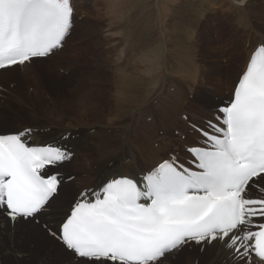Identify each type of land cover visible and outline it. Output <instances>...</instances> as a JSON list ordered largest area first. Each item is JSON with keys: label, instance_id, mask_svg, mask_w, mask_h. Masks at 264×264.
Returning <instances> with one entry per match:
<instances>
[{"label": "snow or ice", "instance_id": "obj_1", "mask_svg": "<svg viewBox=\"0 0 264 264\" xmlns=\"http://www.w3.org/2000/svg\"><path fill=\"white\" fill-rule=\"evenodd\" d=\"M73 17L72 0H0V69L54 54ZM207 128L187 148L189 165L172 156L106 178L45 228L78 264H165L186 245L215 241L234 264L264 261V42ZM72 155L36 142L31 128L0 132V214L38 222L62 182L52 169Z\"/></svg>", "mask_w": 264, "mask_h": 264}, {"label": "rangeland", "instance_id": "obj_2", "mask_svg": "<svg viewBox=\"0 0 264 264\" xmlns=\"http://www.w3.org/2000/svg\"><path fill=\"white\" fill-rule=\"evenodd\" d=\"M89 1L90 0H83L80 8H83V10L86 8V13L84 12L83 14V11L82 13H77V18L79 19V21L74 24L73 31L65 39L63 47L61 49H58L56 53L54 52L53 55L49 56L45 60L31 61V63H27L26 66H30L29 71L36 70L39 71V73L36 75V79L33 72H30V74L29 72L26 73L24 77L28 76L29 79L35 80L23 79L22 74L27 71V69L23 70L25 67H17L12 70L11 74L0 73V85H2L7 90L2 91V93L0 94V118L4 120V122L0 121V132L19 131V129L25 128H36V130L38 131L40 130L39 127L44 123L49 125L52 124L48 128L41 129V141L65 146L63 142L65 139L68 140L69 145L68 143L66 144L69 146L68 149L71 150L73 154L71 159L75 161L84 160L85 164L89 162L88 165H91L90 167L88 166L89 168L86 167L84 169L82 173L83 175H95L98 172L97 169L100 168L104 163H108L104 165V167L106 168L111 167V165L113 166L118 160L117 157L123 156V158L125 157L124 159H127L132 153L134 156H136L137 152L133 147L132 151L127 147L123 148L122 145L126 137L127 140L136 138V142L139 141L140 143V139L137 138L136 135L141 131L148 133V136H145L144 134H142V136L145 138V140L150 141V146H153L156 142L160 143L161 141H166V139L171 141L172 145L163 147L164 150L160 148L158 150L159 154H184L185 148L183 142L189 137L197 136V131L195 130L193 125L207 119L212 112H216L217 103L225 104L229 99L234 82L243 72V68L241 66L239 71H237L236 74L231 77V75L234 74V71L231 72V69L234 67V63L229 65V62L239 61L233 60L232 56L230 55H232V53L236 51V46H238L239 44H248L252 30L249 27L251 26L248 25L246 29L244 25L239 26L235 23L234 14H232L231 12L232 17H230L229 12L225 10L228 6L226 0H145L143 1V4L141 6L140 2H138L134 7H131L130 11H128L129 8L122 9V7L120 6L121 0H116L110 4L111 7H113V3V5L118 4L117 6H115L119 9L115 7H113L112 9L109 6L106 7V2H100L101 0H96L97 6L94 11H91L90 9L91 13L87 9V7L90 5ZM253 1L256 0H251V5L257 3L259 0L255 3H253ZM260 1L264 2V0ZM245 2L248 3V1L244 0L243 4ZM146 3H148V5H146ZM237 3L238 2H233V4ZM160 5H163L162 8ZM163 7L166 8L164 9ZM247 7H249V4ZM114 8L117 9L116 13L119 14L116 15V10ZM160 8L164 9L165 13L163 12V10L161 11ZM123 10H125L129 15L137 14L135 20L134 18L131 20L129 15L123 13ZM120 15L123 16L121 17ZM180 15L182 17H180ZM197 16L200 19H198ZM147 18H151L153 20L151 23L148 22L150 24V28L152 29L153 27L155 28L154 25L157 22L159 23V29L161 30V27H164L167 24L166 27H164L165 29L163 28L162 30V32L165 30V33L163 32L162 34L160 30V37L162 40L161 48L162 45L164 46V48L166 47L168 55L163 53L162 50L160 52V43L158 42L159 39L157 41L158 37L154 39V41L157 43V45H155V48H152L151 42H148L150 40H145L147 28H143L142 26V29L140 28V26L143 25L144 22L147 23ZM156 18L157 20H155ZM130 20L131 22H134L131 23ZM136 20H138L140 26L137 24ZM128 22H130L131 24ZM172 23L173 25H171ZM252 23L255 24V21H252ZM133 24L135 26H138L135 27ZM120 25L122 26V28ZM127 25H129V28L126 27ZM100 26H103L104 28H100ZM167 27L170 28V30L167 29ZM174 27L177 28V30L175 29L176 31H178V29L181 31H173ZM243 27L245 29H242ZM120 28L122 29L123 33H120ZM137 31L140 32V34ZM170 31L174 32V35ZM167 32L169 34L171 33L170 35H173L176 41ZM129 33L133 34V36ZM176 33L178 35H176ZM164 35H166V37L168 38H166ZM176 37L180 38L178 39L179 41H177ZM169 38L171 40L174 39V41H171L172 44L171 42H168V40H170ZM77 39L81 40L80 46L79 44H77L79 41ZM184 40L186 42H184ZM136 41L138 45L135 44ZM133 43L135 44V47H131L134 46ZM179 44H181V46ZM167 46H169L171 49ZM189 46H191L192 48ZM178 47H180L181 52ZM126 48L130 53H128ZM131 48H135L136 50L132 52L133 49L130 50ZM183 48L187 49V54L184 53L186 52V49L184 51ZM170 50H172L171 53H169ZM126 52L128 53L127 55ZM160 53L161 55H163L161 56V58H167L166 63L159 64L158 59L160 56L158 54ZM241 53L242 51L240 50L238 54L242 55ZM177 54L179 55V57H177ZM138 55L141 57H139ZM143 56L145 57L144 60L146 59V57L151 58L150 61H148L149 58L146 59V61L150 63L145 61L148 66L145 63H142L141 58L143 59ZM176 57L179 59L182 57L183 62H180L181 59H175ZM135 58H137V61H139L137 62ZM184 58L186 63L184 62ZM113 60H116L118 62L115 61V63H113ZM134 60L136 61V63L134 62ZM176 60L178 61L176 62ZM59 62H66L70 65L77 66H81L82 64L88 65L89 67L83 66L84 69H80L82 74L76 77V79H83V81H76V79L70 81L69 79L73 74L80 72L79 68H73V70L76 72H73V70H64V72L60 73V75L54 74L48 76L40 73V69L42 67L53 65ZM152 62L154 63L152 64ZM131 63H134L135 66ZM144 64L145 66H143ZM117 65H125L127 67L134 66V69L132 68L133 70H135V68L145 69V72L147 74L145 75L146 78H148L146 80L147 82L145 81L143 83H133L137 84L138 86H143L144 84L146 87L143 86L141 88L140 86L141 90H145V88L147 90V86L148 88L152 87L155 89L158 86L159 82H161V77L165 78L163 84L166 87V93H164L162 96L152 98V91L148 89L147 94H150V97H148L144 90L143 92L141 91L139 93L137 92V90L140 88L137 85L134 86L133 84H131V92L128 91L130 93L126 92L125 96L121 97L116 92L119 88L120 83L117 81V78H115L116 73H113L112 71V67ZM159 65H161V68ZM158 77L161 80L159 79L157 81ZM151 79L153 80L151 81ZM149 80L151 81V83L153 81H157L152 83V85L156 87L151 86V83L148 82ZM176 83L178 85H176ZM27 85H30V87H34L35 92H30L27 89ZM179 85H183V88ZM114 86H116L117 89ZM136 86L138 87L137 90L135 89ZM181 89H183V94L181 92ZM149 91H151V93ZM132 93L139 94H137L136 96L132 95ZM142 93H144L146 96L145 100H143L144 94ZM109 94L112 95L110 96ZM142 100L144 101V103ZM74 105H76V107H72ZM90 107L91 109L94 108V111L97 112V114H95V117H89H91L93 120L99 117H102V119L103 117H107V120L106 118L105 120L108 121L110 119L108 123L113 127H98L95 125V123L89 127H73L74 130L68 132L66 135L59 136V133H55L56 129L54 127H57L55 124L64 122L65 120H75V117H79L80 115L79 113H77V109L80 110L85 108L87 111L88 108L90 109ZM163 111L167 112L164 114ZM170 111H172L173 113L175 112V120L172 125L166 126L161 123V120H163V123H165L164 119H168L171 117L169 116ZM107 113L110 114L108 115ZM97 120H95V122L105 121L104 119L101 121ZM153 123L155 126L151 125ZM138 124H145L141 131L134 130L137 128ZM133 130L136 133L133 132ZM95 133L100 135H96ZM106 134L109 137H107ZM92 142L93 144H91ZM100 144L111 147V151L102 152L101 149V151L97 150L99 149L97 148V146ZM174 145L175 148L172 147ZM101 156L105 158L101 161H98L99 158H102ZM86 158H89V160H87ZM106 160L107 162H105ZM66 167L69 169L68 166ZM58 169L61 170L62 167H56L52 169V171ZM76 173L77 171H69L66 176L73 177ZM68 177L65 179V182L71 180L68 179ZM73 192L74 190H72V186L68 185L62 192L63 196L60 197L58 201L50 207V209L54 210L50 219L53 225V227H51L52 229L55 230L56 228L55 221L59 217V209L62 208L63 202L68 200L67 198L69 196H73ZM46 213L45 215H48ZM39 218L41 217H38V220ZM0 238H2V240L4 241L8 240L6 233H1ZM14 247L17 248V251L14 252L10 248V250L6 252V256H4V260L7 261L6 264H12V262L9 260L10 257L13 256L12 254L23 256L24 260L21 259V262L23 261V263L25 264H37L38 262L42 261L41 257L39 258L38 255L32 257L31 254L30 257H27V254L30 253H19L18 251L20 250V247ZM193 247V249L183 248L180 251V253L182 254L181 256H183V258H191V260L195 261L196 264H210L209 261L214 257V249L210 247L206 248L204 245H195ZM213 247L216 248L215 245H213ZM1 252L2 248H0V253ZM51 255L50 256L53 264L63 263V261H67L60 250H54ZM173 257L168 259L174 262V264H178L173 260ZM29 259L31 260L29 261ZM217 259L219 261H217ZM183 260H180V262H182ZM224 260L226 261V264H234L233 261L225 258H215V261L213 263L225 264L223 263ZM0 264H3V262L1 261ZM46 264L51 263L50 261H48ZM73 264H78V262L75 261L73 262Z\"/></svg>", "mask_w": 264, "mask_h": 264}, {"label": "bare ground", "instance_id": "obj_3", "mask_svg": "<svg viewBox=\"0 0 264 264\" xmlns=\"http://www.w3.org/2000/svg\"><path fill=\"white\" fill-rule=\"evenodd\" d=\"M106 2L107 3V5H106V7H110V8H112L113 9V7H115V8H117L116 6L118 5H113L112 4V6L113 7H111L110 6V4L112 3V2H114V1H116V0H101L100 2ZM143 1H145V0H121V4H120V6L122 7V9L123 8H129L128 9V11H130V9H131V7H134L138 2H140V6L143 4ZM168 1V0H167ZM166 1V2H167ZM175 1V0H174ZM227 1V8L225 9L226 11H228L229 12V14H230V17H232V14H234V18H235V23L237 24V25H239V26H242V25H244V27L247 29V27H248V25H250L251 27H249L250 29H252L251 30V36H250V40H249V42H250V44H249V42H248V44L247 45H242V44H239L238 46H236V51L234 52V53H232V55H230V56H232V59L233 60H238L239 62H229V65H231V64H233L234 63V67L231 69V72H233L234 71V74H232L231 75V77H233L235 74H236V72L237 71H239V69H240V67L242 66V68H244L245 66H246V62H247V60L248 59H250V57H251V55L253 54V52H254V50H255V48L256 47H258L259 45H260V43L261 42H264V2H262V1H258V0H256V1H258L257 3H255L256 1H253V3H255V4H252L251 5V3L252 2H250L251 0H246V1H248V3L247 2H245L244 4H243V2H244V0H226ZM72 2H73V7H74V17H73V26H74V24L77 22V21H79V19L77 18V13L79 14V13H82V11H83V14H84V12H85V10H86V8L83 10V8L81 9L80 8V6L82 5V2H83V0H72ZM147 2V1H146ZM151 2V1H150ZM165 2V3H166ZM185 2V1H184ZM233 2L235 3V2H238L237 4H233ZM89 3H90V5L87 7V9H88V11H90V9H91V11L93 10H95V8H96V6H97V1L96 0H90L89 1ZM116 3V2H115ZM157 3H158V1H157ZM248 4H249V7H247L248 6ZM146 5H148V3H146ZM156 5V4H155ZM157 5H159V4H157ZM139 6V7H140ZM161 6V8H162V6L163 5H160ZM144 7V6H143ZM150 7V6H149ZM114 8V9H115ZM160 8V10L162 11L163 10V12L165 11L164 9L166 8H164V9H161ZM117 9H119V8H117ZM117 9H115L116 11H115V13L117 12ZM121 10V9H120ZM119 10V11H120ZM144 10V9H143ZM159 10V9H158ZM159 10V11H160ZM91 11H90V13H91ZM126 11H127V9H126ZM125 10H123V13L124 14H127V15H129L127 12H126ZM142 11V10H141ZM150 11V10H149ZM160 11V12H161ZM223 11H224V9H223ZM114 12V11H113ZM157 12V11H156ZM231 12H232V14H231ZM86 13V12H85ZM114 13V14H115ZM121 13V12H120ZM146 13V12H145ZM165 13V12H164ZM202 13V12H201ZM201 13H200V15H201ZM117 14H119V13H116V15ZM141 14V13H140ZM139 14V15H140ZM148 14V13H147ZM146 15V14H145ZM144 15V16H145ZM164 15V14H163ZM168 15V14H167ZM170 15V14H169ZM178 15V14H177ZM121 17L123 16V15H120ZM125 16V15H124ZM130 16V18H131V20L134 18V20H135V17L137 16V14L136 15H129ZM179 16V15H178ZM117 17H119V16H117ZM128 17V16H127ZM180 17H182L181 15H180ZM201 17V16H200ZM205 17V16H204ZM139 18V17H138ZM141 18V17H140ZM144 18V17H143ZM142 18V19H143ZM197 18H198V16H197ZM119 19H121V18H119ZM127 19V18H126ZM137 19V18H136ZM198 19H200V18H198ZM206 19V18H205ZM131 20H130V22H131ZM155 20H157V18L155 19ZM159 20V19H158ZM163 20V19H162ZM229 20V19H228ZM124 21H126V20H124ZM128 21V20H127ZM153 20L151 19V18H147V23H145L144 22V24L143 25H139V23H138V20H136V22H137V24L140 26V28H142V26H143V28H147V34H146V36H145V40H150V41H148L149 43L151 42V46H152V48H155V45H157V43L154 41V39H156L157 37V41H158V39H159V43H160V52H161V50H162V52L163 53H165V54H167V51H166V47L164 48V46L162 45V48H161V37H160V30L161 29H159V23L157 22V23H155V28L153 27V29L152 28H150V24L149 23H151ZM252 21H255V24H253L252 23ZM100 22V21H99ZM130 22H128V23H130ZM132 22H134V21H132ZM131 22V23H132ZM149 22V23H148ZM156 22V21H155ZM162 22V21H161ZM187 22V21H186ZM185 22V23H186ZM202 22V21H201ZM204 22V21H203ZM207 22V21H206ZM130 23V24H131ZM171 23V22H170ZM173 23H175V22H173ZM173 23L171 24V25H173ZM249 23V24H248ZM142 24V23H141ZM154 24V23H153ZM157 24V25H156ZM163 24V23H162ZM206 24V23H205ZM134 25V24H133ZM137 25V26H138ZM167 25V24H166ZM166 25L164 26V27H166ZM170 25V24H169ZM168 25V26H169ZM181 25V24H180ZM121 26V25H120ZM129 25H127L126 27H128ZM135 26V25H134ZM133 26V27H134ZM137 26H135V27H137ZM162 26V25H161ZM101 27H103V26H100V28ZM132 27V28H133ZM163 26L161 27L162 28V30H163V28H164ZM177 27V26H176ZM242 28V29H245V28ZM95 28V27H94ZM104 28V27H103ZM121 28H122V26H121ZM120 28V29H121ZM129 28V27H128ZM127 28V29H128ZM139 28V27H138ZM137 28V29H138ZM142 28V29H143ZM178 28V27H177ZM177 28H173L174 30L173 31H176L177 30ZM249 28H248V30H249ZM150 29H152V30H150ZM165 29V28H164ZM167 29H169L170 30V28H168L167 27ZM176 29V30H175ZM181 29V28H180ZM129 30V29H128ZM131 30V29H130ZM140 30V29H139ZM162 30H161V32H162ZM171 30H172V27H171ZM218 30H219V28H218ZM72 31H73V27H72V29H71V32H70V34L72 33ZM143 31V30H142ZM165 31V30H164ZM163 31V32H164ZM178 31H181V30H179L178 29ZM178 31H176V32H178ZM243 31V30H242ZM85 32V31H84ZM122 32V29H121V31H120V33ZM132 32H133V29H132ZM138 32V31H137ZM163 32H162V34H163ZM171 32V31H170ZM250 32V31H249ZM123 33V32H122ZM139 34H140V32H138ZM137 33V34H138ZM165 33V32H164ZM168 33V32H167ZM171 33H173V35H174V32H171ZM170 33V34H171ZM69 34V35H70ZM130 34V33H129ZM169 34V33H168ZM169 34V35H170ZM179 34H182V33H179ZM130 35H132L133 36V34H130ZM173 35H170V36H172V38H174L173 37ZM176 35H178L177 33H176ZM175 35V36H176ZM185 35V34H184ZM248 35V34H247ZM131 36V37H132ZM135 36V35H134ZM138 36V35H137ZM165 37H166V35H164ZM168 36V35H167ZM177 37H179V36H177ZM176 37V38H177ZM181 37V36H180ZM67 38V37H66ZM81 38V37H80ZM166 38H168V37H166ZM165 38V39H166ZM130 39V38H129ZM138 39V38H137ZM170 39V38H169ZM175 39V38H174ZM174 39L173 40H168V42H171V41H174ZM178 39H180V38H177V41H179ZM77 40H79L78 41V43L77 44H79V46L81 45V40L80 39H77ZM182 40V39H181ZM180 40V41H181ZM129 41V40H128ZM166 41V40H165ZM175 41H176V39H175ZM130 42V41H129ZM164 42V41H163ZM184 42H186L185 40H184ZM149 43H146V44H149ZM175 43V42H174ZM177 43V42H176ZM205 43V42H204ZM134 44V43H133ZM135 44H137L138 45V43H137V41H136V43ZM135 44H134V46H131V47H135ZM171 44H172V42H171ZM170 44V45H171ZM185 44V43H184ZM175 45V44H174ZM176 45H178V44H176ZM180 46H181V44H179ZM183 45V44H182ZM172 46V45H171ZM187 46V45H186ZM191 46H194V45H191ZM191 46H189V47H191ZM167 47H169V46H167ZM183 47H185V46H183ZM62 48V47H61ZM60 48V49H61ZM124 48V47H123ZM128 48V47H127ZM127 48H126V50H127ZM146 48H147V46H146ZM145 48V49H146ZM170 48V47H169ZM179 48V50H180V47H178ZM187 48V47H186ZM186 48H183V50L185 51V49ZM192 48V47H191ZM120 49V48H119ZM129 49V48H128ZM133 48H131L130 50H132ZM171 49V48H170ZM177 49V48H176ZM175 49V50H176ZM188 49V48H187ZM187 49H186V52H184V53H186L187 54ZM195 49V48H194ZM136 49L134 48L133 50H132V52H134ZM178 50V49H177ZM178 50V51H179ZM242 51V55H240V54H238V52L239 51ZM128 51V50H127ZM169 51V50H168ZM171 51L172 50H170V52L169 53H171ZM57 52V50L55 51V53ZM173 52H174V50H173ZM180 52H181V50H180ZM125 53V52H124ZM128 53H130L129 51H128ZM127 52H126V55L128 54ZM178 53V52H177ZM182 53H183V51H182ZM181 54V53H180ZM53 55V54H52ZM130 55V54H129ZM144 55V54H143ZM160 57H159V59H158V62H159V64H163V63H166L167 62V58L165 57V58H161V56H163V55H161V53L160 54H158ZM168 55V54H167ZM173 55V54H172ZM171 55V56H172ZM178 55V54H177ZM51 56V55H50ZM139 56V55H138ZM139 57H141V56H139ZM177 57H179V55L177 56ZM175 58V59H178V60H180L181 59V61L180 62H183L182 61V57L179 59V58ZM46 58H48V57H46ZM46 58H39V59H34L33 61H41V60H45ZM134 58V57H133ZM132 58V59H133ZM144 56H143V59L141 58V61H142V63H145V61H146V59L147 58H149V57H146V59L144 60ZM156 58H157V56H156ZM115 59V58H114ZM128 59H129V56H128ZM131 59V58H130ZM136 59V61H137V58H135ZM150 59L151 58H149V60L148 61H150ZM157 60V59H156ZM178 60H176V62L178 61ZM114 61V60H113ZM116 61V60H115ZM115 61L113 62V63H115ZM136 61L134 60V62L136 63ZM139 61V60H138ZM137 61V62H138ZM148 61H146V62H148ZM188 61V60H187ZM116 62H118V61H116ZM124 62H125V57H124ZM133 62V61H132ZM184 62H185V58H184ZM29 63H31V62H29ZM122 63V62H121ZM148 63H150V62H148ZM154 62H152V64H153ZM186 63V62H185ZM131 64H133L134 65V63H131ZM141 64V63H140ZM146 64V63H145ZM145 64L143 65V66H145ZM27 65V63L25 64V65H23V66H20V65H17V66H13V67H9V68H5V69H0V73H7V74H11L12 73V70L13 69H15V68H17V67H25L23 70H25V69H27V71L26 72H24L23 74H22V77H23V79L24 80H35L37 77H36V75L39 73V71H36V70H31V71H29V67L30 66H26ZM147 65V64H146ZM150 65V64H149ZM167 65V64H166ZM83 66H88V65H85V64H82L81 66H77V65H70L69 63H66V62H59V63H56V64H53V65H47V66H44V67H42L41 69H40V73H43L44 75H48V76H51V75H54V74H58V75H60V73H62V72H64V70H67V71H69V70H73V68H79V73H76V74H73L69 79H70V81L71 80H73V79H76V77L77 76H79L80 74H82V72H81V70L80 69H84L83 68ZM129 66H131V65H129ZM135 66V65H134ZM133 66V67H134ZM140 66V65H139ZM148 66V65H147ZM160 66V68H161V65H159ZM163 66V65H162ZM165 66V65H164ZM89 67V66H88ZM87 67V68H88ZM132 66L131 67H127V66H125V65H120V66H114V67H112L113 68V73L115 72L116 73V77L115 78H117V81L120 83L119 84V88H118V90L116 91L117 92V94L118 95H120L121 97H124L125 96V94H126V92L127 93H130L131 92V90H132V87H131V84H133V83H136V82H138V83H143V82H145L148 78H146V72H145V69H136L135 68V70H133L134 68H133ZM176 67V66H175ZM133 68V69H132ZM163 68V67H162ZM165 69V68H164ZM189 71V70H188ZM187 71V72H188ZM29 72V74H30V72H33L34 73V76H35V79H29L28 78V76H25L24 77V75L26 74V73H28ZM73 72H76V71H74L73 70ZM179 73V72H178ZM177 73V74H178ZM146 74V75H145ZM113 76H114V74H113ZM149 76V75H148ZM147 76V77H148ZM177 77V76H176ZM162 78V80L158 77V79H157V81L160 79L161 80V82H159V84H158V86L156 87V86H154V85H152V83L153 82H157V81H153L152 83H151V81L153 80V79H151V81L149 80L148 82H150L151 84V86H153V87H156L155 89L154 88H148V86H147V90L149 89V90H151L152 91V93H151V91H149L150 93H151V97L152 98H156V97H159V96H162L164 93H166L165 91H166V87L164 86V84H163V82L165 81V78H163V77H161ZM155 79V78H154ZM114 80V79H113ZM76 81H83V79H81V80H78V79H76ZM14 82V81H13ZM13 82H11V83H13ZM147 82V81H146ZM171 82H173V81H171ZM10 83V84H11ZM113 83H115V82H113ZM175 83V82H174ZM115 84H117V83H115ZM134 86L135 85H137V84H133ZM176 85H178L177 83H176ZM117 86V85H116ZM116 86H114V87H116ZM138 86V85H137ZM136 86V90H137V88L139 87L140 88V86H141V88L143 87V86H145L144 84H143V86L142 85H140V86H138L137 87ZM179 86H181V85H179ZM183 86V85H182ZM181 86V87H182ZM27 89L30 91V92H35V88L34 87H30V85H27ZM113 87V88H114ZM118 87V86H117ZM117 87H116V89H117ZM146 87V86H145ZM144 87V88H145ZM170 87V86H169ZM141 88L140 89H138L137 90V92H143V90L144 89H142L141 90ZM183 88V87H182ZM115 89V90H116ZM134 89V90H135ZM152 89H154V90H152ZM133 90V91H134ZM145 90H146V88H145ZM144 90V92L147 94V90L145 91ZM232 90L233 89H231V93H230V97L232 96ZM2 91H7L2 85H0V94L2 93ZM114 91V90H113ZM125 91V92H124ZM128 91H130V92H128ZM154 91V92H153ZM115 92V91H114ZM181 92H182V94H183V89H181ZM111 93V92H110ZM113 93V92H112ZM124 93V94H123ZM134 93V92H133ZM132 93V95H136L137 96V94H139V93H137V94H133ZM142 94H144V93H142ZM168 94V93H167ZM166 94V95H167ZM28 95V94H27ZM110 96L112 95V94H109ZM148 95V97H150L149 95L150 94H147ZM129 96V95H128ZM165 96V95H164ZM139 97V96H138ZM143 97V96H142ZM145 94H144V99L143 98H141V99H143V100H145ZM133 98V97H132ZM131 98V99H132ZM139 99V98H138ZM137 99V100H138ZM141 99H140V101H141ZM142 100V101H143ZM177 100V99H176ZM175 100V101H176ZM139 101V102H140ZM148 101V100H147ZM143 103H144V101H143ZM142 103V104H143ZM177 104V103H176ZM222 104L221 103H217V105H216V108L218 107V106H221ZM108 106V105H107ZM179 106V105H178ZM72 107H76V105H74V106H72ZM94 107V106H93ZM159 108V107H158ZM178 108H180V107H178ZM74 109V108H73ZM85 108H83V109H77V113H79L80 115H79V117H75V120H65L64 122H60V123H57V124H55L57 127H54L55 129H56V134L57 133H59L58 135L59 136H62V135H66L68 132H70V131H72V130H74V128L73 127H83V126H86V127H89V126H91L92 124H95L96 126H103V127H113L111 124H109L108 123V121L110 120H108V121H106L107 120V117H105L106 118V120H105V118L103 117V119L105 120V121H101V120H103L102 119V117H99V118H96L95 120H97V119H100V120H97V121H101V122H95V120H93L91 117H95L96 115L95 114H97V112H95L94 111V108L93 109H91V107H90V109L88 108V110L86 111V109L84 110ZM166 109V108H165ZM157 111H158V109H157ZM156 111V112H157ZM160 111H162V110H160ZM164 112V111H163ZM167 111H165L164 112V114L166 113ZM182 112V111H181ZM170 113V115L169 116H171L170 118H168V119H164V121H165V123H163V120H161V123L162 124H164V125H166V126H170V125H172L173 123H174V120H175V116H174V113L172 112V111H170L169 112ZM106 114V113H105ZM108 114V113H107ZM110 114V113H109ZM108 114V115H109ZM163 114V115H164ZM77 115V114H76ZM75 115V116H76ZM107 115V116H108ZM218 115V112L216 111V112H212L210 115H209V117L207 118V119H205V120H203V121H201L200 123H198V124H195V125H193L195 128H196V130H197V136H193V137H189L188 139H186L183 143V145H184V148H185V153L184 154H182V155H177V154H174V153H168V154H166V155H163V154H159L158 152V150L160 149V148H162L163 150H164V148L163 147H168V146H170V145H172V143H171V141H169V140H167L166 139V141H161L160 143H158V142H156V143H154V145L153 146H150V144H149V140H145V138L142 136V134H144L145 136H148L147 134V132H144V131H141L142 129H143V127L145 126V124H138L137 125V128L136 129H134L135 131L136 130H139V131H141V132H139V133H137V135H136V137L137 138H139L140 139V143H139V141L138 142H136V138H134V139H131V140H127V137H126V139L124 140V142H123V145H122V147L124 148H128L129 150H132L133 148L136 150V152H137V155L136 156H134L133 155V153L132 154H130V156L127 158V159H124L123 158V156H120V157H117L118 158V160H117V162H116V164H114L113 166L111 165V167H109V168H106V167H104V165L105 164H108V163H104L100 168H98L97 170H98V172L95 174V175H90V174H85V175H83L82 173H83V171H84V169L86 168V167H90L91 165H88L89 164V162L88 163H84V160H81V161H75V160H73V159H70V160H68V161H65V162H63L61 165H58L57 167H62V169L60 170V169H58V170H53V172H59L60 173V176H61V178H62V182H61V185H60V187H59V191H58V194L56 195V197H55V199L52 201V205L55 203V202H57L58 201V199L60 198V197H62L63 196V194H62V192H63V190H64V188L65 187H67L68 185H71L72 186V190H74V192H73V196L71 197V196H69L67 199L68 200H66V201H64L63 202V204H62V208L61 209H59V217L56 219V221H58L59 220V218H60V216L67 210V208L69 207V205L70 204H72L73 203V201L79 196V194L81 193V192H83V191H85V190H88V189H95V188H97V186L100 184V182L101 181H103L104 179H106V178H110L111 176H113V175H117V174H125V175H132V174H135V175H140L141 174V172H142V170H145V169H148V168H151V167H153V166H155L156 164H158L159 162H162V160L163 159H167V158H169V157H172V156H175V157H177L178 159H179V161L181 162V163H184L185 165H189V162H190V159H191V157H190V155H189V153H188V151H187V148L188 147H190V146H192L194 143H203V140H202V136H201V132H200V130L201 129H204V130H208V131H210V129H208L207 128V123H208V121L209 120H215V117ZM72 116V115H71ZM89 116H91V117H89ZM104 116V115H103ZM106 116V115H105ZM155 116H156V114H155ZM154 116V117H155ZM168 116V117H169ZM111 118V117H110ZM0 121L1 122H4V120L3 119H1L0 118ZM54 121H55V119H54ZM41 123V122H40ZM43 123V122H42ZM49 123V122H48ZM156 123V122H155ZM52 124H46V123H44L43 125H41L39 128H40V130H36V128L34 129V128H31V129H33V139L36 141V142H40V143H48V142H46V141H41V137H42V133H41V129H44V128H48V127H50ZM151 125H154V123L153 124H151ZM155 126V125H154ZM161 126H163V125H161ZM38 127V126H37ZM157 127H158V125H157ZM20 130H23V129H19V131ZM133 130V132H135ZM10 132H16V131H10ZM94 132V131H93ZM105 132V131H104ZM153 132V131H152ZM54 133V134H55ZM99 133V132H98ZM136 133V132H135ZM55 134V135H56ZM94 134V133H93ZM96 134V133H95ZM96 135H100V134H96ZM95 135V136H96ZM105 135V134H104ZM106 136H107V134H106ZM107 137H109V136H107ZM103 139V138H102ZM175 139V138H174ZM94 140V139H93ZM104 140V139H103ZM153 141V140H152ZM151 141V142H152ZM157 141H159V140H157ZM101 142V141H100ZM99 142V143H100ZM106 142V141H105ZM154 142V141H153ZM152 142V143H153ZM66 143H68V145H69V141L68 140H64V142H63V144H65V146L64 147H66L67 149L69 148V146L66 144ZM98 143V142H97ZM102 143H103V141H102ZM175 143H177V142H175ZM91 144H93V142L91 143ZM106 144V143H105ZM119 144V143H118ZM89 145V144H88ZM112 145V144H111ZM152 145V144H151ZM97 146V145H96ZM117 147V146H116ZM119 147V146H118ZM133 147V148H132ZM172 147H174L175 148V145L174 146H172ZM177 147V146H176ZM96 148V147H95ZM97 148H99V149H97ZM97 150H102V152H104V151H111V147H109V146H106V145H104V144H100V145H98L97 146ZM171 148V147H170ZM90 149V148H89ZM69 150V149H68ZM100 150V151H101ZM123 150V149H122ZM128 150V151H129ZM178 150V149H177ZM71 151V150H70ZM85 151V150H84ZM115 151V150H114ZM114 151H113V153H114ZM133 151V150H132ZM87 152H89V151H87ZM126 152V151H125ZM97 153V152H96ZM107 153V152H106ZM111 153V152H110ZM120 154V153H119ZM105 155V154H104ZM111 155V154H110ZM117 155V154H116ZM115 155V156H116ZM102 157V156H101ZM108 157V156H107ZM111 157V156H110ZM105 157H102V158H99V160L98 161H101V160H103ZM82 159V158H81ZM87 160H89V158H86ZM108 159H109V157H108ZM91 160V159H90ZM110 160V159H109ZM86 162V161H85ZM105 162H107V160L105 161ZM94 163H96V162H94ZM112 163V162H111ZM91 164V163H90ZM99 164H101V163H99ZM94 165V164H93ZM66 166H68L69 167V169L66 167ZM108 166V165H107ZM88 167V168H89ZM94 168V167H93ZM95 169V168H94ZM93 169V170H94ZM96 170V171H97ZM69 171H73V172H76L77 171V173L76 174H74V176L72 177V179L70 180V181H68V182H65V179L68 177V176H66V174L69 172ZM87 171V170H86ZM67 184V185H66ZM257 194L256 193H253V196H256ZM53 211L54 210H52V209H50V208H48V209H46V211L40 216L41 218H39V220H38V222L37 221H30V220H23V219H19V220H17L16 222H12L9 218H7L6 217V215H3V214H0V234L1 233H6L7 234V237H8V240L7 241H4V240H2V238H0V248H2V252L0 253V262L2 261L3 262V264H6V262L7 261H5L4 260V256H6L5 254H6V252L7 251H9L10 250V248H11V250L12 251H17V248H15L14 246H17V247H20V250L18 251L19 253H24V252H28V253H30V254H27V257H30L31 256V254H32V257H34L35 255H38V257L40 258L41 257V259H42V261L41 262H38L37 264H46L48 261H50V263L51 264H53V262H52V260H51V253H53V251L54 250H60L61 252H62V254H63V256L67 259V261L66 262H64L63 261V263H58V264H73V262H75V261H77L78 262V258L77 257H75L74 256V254L71 252V251H69V250H67L66 249V247L58 240V238L57 237H53L52 235H49L48 233V231H47V229L45 228V224H48L50 227H53V225H52V222H51V217H52V214H53ZM47 212V213H46ZM45 213L46 214H48V215H45ZM50 213V214H49ZM56 221H55V223H56ZM54 230V229H53ZM209 243H204V244H202V245H204L206 248H208V247H210V248H213L214 249V257L209 261V263L210 264H214L213 262L215 261V258H225V259H230V261H232V259H231V253L229 252V250L228 249H226L225 248V246L223 245V243L222 242H219V241H215V242H212V243H210L209 245H208ZM195 245H197V244H195V243H191V244H189V245H186L184 248H190V249H193L194 247L193 246H195ZM213 245H215L216 246V248H214L213 247ZM183 249V248H182ZM181 249V250H182ZM181 250H179L178 252H176V253H174V254H172L169 258H171V257H173V260L176 262V263H178V264H196L195 263V261H193V260H191V258H189V257H184L183 258V256H181L182 254L180 253V251ZM13 256L12 257H10V261L12 262V264H25V263H23V261L21 262V259L22 260H24L23 259V256H20V255H15V254H12ZM51 255V256H50ZM206 256V255H205ZM14 258V259H13ZM184 259V260H183ZM31 259H29V261H30ZM180 260H183L182 262H184V263H182V262H180ZM217 261H219L218 259H217ZM223 263H225L226 264V261L224 260L223 261ZM31 264H35V263H31ZM165 264H174V262H172L171 260H169V259H167L166 261H165ZM252 264H264V262H262V261H259V260H256V259H254V258H252Z\"/></svg>", "mask_w": 264, "mask_h": 264}]
</instances>
